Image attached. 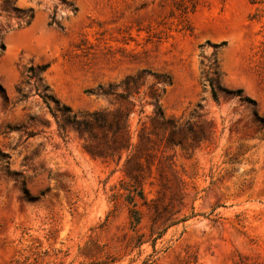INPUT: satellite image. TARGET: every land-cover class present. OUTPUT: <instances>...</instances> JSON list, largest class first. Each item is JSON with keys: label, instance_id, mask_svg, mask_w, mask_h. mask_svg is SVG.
I'll use <instances>...</instances> for the list:
<instances>
[{"label": "rangeland", "instance_id": "1", "mask_svg": "<svg viewBox=\"0 0 264 264\" xmlns=\"http://www.w3.org/2000/svg\"><path fill=\"white\" fill-rule=\"evenodd\" d=\"M15 7L0 9V264H142L154 255L144 208L140 233L149 242L125 247L128 205L125 196L110 199L123 193V162L89 156L70 115L62 117L63 107L79 116L114 109V97L87 91L112 85L123 93L125 79L144 71L129 119L134 135L159 108L190 125L198 113L216 128L199 148L165 150L184 186L183 207L174 212L197 216L156 242L154 264H264V18L253 20L264 5L17 0ZM54 15L60 28L50 25ZM44 67L41 81L28 79L29 68ZM206 74L218 103L204 88ZM153 85L164 90L159 105L144 100ZM49 95L60 103L50 101L66 125V142L41 98ZM157 190L146 186L150 199Z\"/></svg>", "mask_w": 264, "mask_h": 264}, {"label": "trees", "instance_id": "2", "mask_svg": "<svg viewBox=\"0 0 264 264\" xmlns=\"http://www.w3.org/2000/svg\"><path fill=\"white\" fill-rule=\"evenodd\" d=\"M16 1L0 0L1 11L8 14L13 9L18 12L15 7ZM252 3L264 5L263 0H252ZM258 12L254 15L253 20L264 18V11L260 13L261 10L259 11L258 9ZM27 18L18 25V29L30 25L33 17ZM50 25L60 28L55 15ZM226 46L227 43L223 42L213 45V48L214 50H219ZM47 68L44 67L38 72H35L33 68H29L27 70L28 79L41 81L40 74L45 72ZM145 73L147 72L144 71L141 75L127 77L123 83L125 87L123 93H116L112 85L108 88L99 86L97 92L87 91V93L97 98L107 99L114 97V109L85 113L79 116L78 114H73L69 107H63L62 117L66 116V114L70 115L66 120L71 121L74 130L84 140L83 149L89 156L94 159H102L105 162H115L117 167L123 162L120 169L123 174L120 191H123V193H114L110 199L112 202H116L118 197L125 196V202L128 205L129 224L132 234H126V249H141L143 245L151 240L154 255L150 256L142 264H154L157 255L156 242L162 239L170 228L186 223L197 216L194 211L189 216L181 215L182 209L174 212L177 206L183 207L184 186L181 180L172 172L171 163L168 161V157L165 156V150L172 146L188 147L190 149L199 148L213 139L216 134V128L212 122H204L202 124V115L198 113L192 115L195 122L190 125L189 123H182L181 119L166 117L162 109L159 108L155 116L149 118V123H142L137 135H134L129 119L135 112V96L140 94L141 87L144 86V82L138 86V81L142 80V76ZM204 83V88L210 90L213 101L218 103L219 95L209 74H206ZM17 92L21 97L20 101L27 99L21 88H18ZM163 93L164 90L160 92L153 85L149 88V92L144 95V100L148 96L156 105H159ZM240 94V91L236 93L238 96ZM41 98L52 117L57 121L60 138L66 142L69 139L66 125L60 123L58 115L50 103V101H53L58 107L60 106L59 101H56L53 95L41 96ZM248 101L254 105V102ZM198 109H200V105H198ZM187 138L190 142L187 141ZM155 173L158 174V179ZM148 184L151 187L155 185L158 187L157 195L152 199L146 193ZM143 208L150 214V239L147 241L146 234L140 233L143 221L141 209ZM159 225L164 226V228L156 232L157 235L154 237V230ZM238 264L251 263H247L242 259Z\"/></svg>", "mask_w": 264, "mask_h": 264}]
</instances>
